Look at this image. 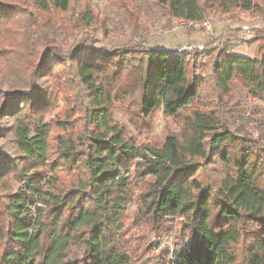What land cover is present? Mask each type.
I'll use <instances>...</instances> for the list:
<instances>
[{"label":"trees","instance_id":"obj_1","mask_svg":"<svg viewBox=\"0 0 264 264\" xmlns=\"http://www.w3.org/2000/svg\"><path fill=\"white\" fill-rule=\"evenodd\" d=\"M146 1L191 23L226 5L264 14V0ZM72 2L0 0V264H135L129 220L160 237L180 226L165 264H264V122L226 120L219 105L234 80L264 101V47L250 59L212 42L179 53L77 37L62 50L55 27ZM89 9L73 30L92 23ZM211 89L215 106L198 104ZM117 109L139 133L158 112L181 125L137 141Z\"/></svg>","mask_w":264,"mask_h":264},{"label":"rangeland","instance_id":"obj_2","mask_svg":"<svg viewBox=\"0 0 264 264\" xmlns=\"http://www.w3.org/2000/svg\"><path fill=\"white\" fill-rule=\"evenodd\" d=\"M201 4L203 5V0ZM123 4L124 8H121ZM87 5L93 13V18L87 20L89 26H80V30H73L74 20L82 6ZM61 26L55 27L57 30V43L62 50H66L72 45L75 38L91 37L92 45L97 48L110 50L141 43L144 46L165 49L172 51L187 52L190 45L203 49L206 43H213L215 50L225 51L227 54L241 56L245 58H256L260 55L264 47V14L254 12H241L226 5L221 11L209 10L204 15L201 22L190 23L183 20H175L168 17L154 3L146 0H73L68 13L61 14ZM73 18V19H72ZM58 20V19H57ZM92 20V21H91ZM56 21V20H55ZM54 21V22H55ZM208 24V28L204 23ZM56 25H60L58 20ZM210 69L202 77L209 76ZM214 90V89H213ZM203 90L198 104L209 108L215 106L213 96L215 93ZM239 81L234 80L228 83L225 95L220 98L219 105H226L227 111L222 112L226 120L232 116L234 111L240 115L244 114L252 118L250 122L259 125L264 122V101L250 93ZM238 109V110H237ZM65 112L64 104L60 101L54 111L45 117V122L55 120ZM239 117V116H238ZM114 120L122 123L126 127L129 136L137 141L149 140L150 142H160L167 133L177 132L180 125V117L173 119L166 117L161 112L150 120V129L144 132H137L127 122L119 109L114 114ZM237 123V122H236ZM235 123V124H236ZM248 126L253 128V125ZM77 127L79 123L77 121ZM247 125H244L245 128ZM60 131L53 130V136ZM77 134V133H76ZM256 137V134L253 135ZM5 140H0L3 144ZM5 149L9 148L6 144ZM11 148L9 149V151ZM53 159V157H50ZM130 178L134 176L133 169L129 171ZM215 176L211 173V177ZM20 184L13 183V190L20 188ZM137 189L134 190L136 193ZM136 205L132 204L127 209L126 216L136 212ZM182 219H177L176 223ZM126 231L124 240L138 253L134 255L135 264H165L164 258H170L175 247L180 226L172 223L169 233L163 236L149 234L141 223L132 225V220L126 221ZM143 252H140V250Z\"/></svg>","mask_w":264,"mask_h":264},{"label":"built area","instance_id":"obj_3","mask_svg":"<svg viewBox=\"0 0 264 264\" xmlns=\"http://www.w3.org/2000/svg\"><path fill=\"white\" fill-rule=\"evenodd\" d=\"M191 23V22H190ZM204 26H206L207 28H208V24L205 22L204 24H203Z\"/></svg>","mask_w":264,"mask_h":264}]
</instances>
